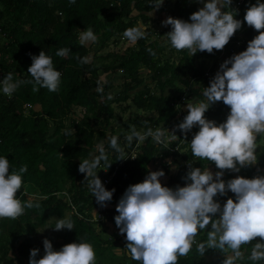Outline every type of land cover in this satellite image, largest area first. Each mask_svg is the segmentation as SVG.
<instances>
[{
    "label": "trees",
    "instance_id": "1",
    "mask_svg": "<svg viewBox=\"0 0 264 264\" xmlns=\"http://www.w3.org/2000/svg\"><path fill=\"white\" fill-rule=\"evenodd\" d=\"M198 1L163 0L161 10H168V17L191 22V14L200 6ZM235 1L232 0L228 7L225 5V11H235L234 18L242 22V27L235 32L226 48L240 42L237 47L239 54L259 35L244 21L247 9L257 4V0H245L233 9ZM159 2L162 0H75V3H70V0H0V29L5 36L0 39L1 80L9 73L13 74L14 81L31 80L27 69L32 64V56H38L42 50L52 58L55 70L61 73L58 92H50L46 88L33 91V84L26 83L9 97L0 85V157L9 160V174L27 166L17 198L22 204L40 205L39 208H25V213L15 220L0 219V264H9L5 261L10 251H14L18 259L24 258L29 247L28 239L35 230L49 218L62 217L65 212L68 213L65 219H70L74 228L71 231L64 229L61 241L51 243L54 251L70 243H90L96 254V264H141L130 258L126 234L104 239L101 229L104 225L117 228L114 217L119 213L116 207L127 188L142 183L150 172H154L150 165L155 160L166 176L162 186L173 190L190 183L185 180L186 164L202 171L207 168L215 173L219 171L214 163L193 156L190 147L193 138L190 136H185L181 145L178 137L170 142V148H164L155 145L150 136H145L143 141L134 137L129 142L122 133L126 131L131 135L133 129L141 135L149 129L153 132L172 131L177 124L178 112L174 102L183 93H187L189 100L202 101L201 89L210 86V80L203 77V72L210 66H206V61L217 58L219 50L214 49L212 54L197 52L194 56L187 50H176L181 55L177 63L162 58V43L170 45L166 34L171 31V26L156 34L152 24L147 25L149 14ZM259 2L264 3V0ZM132 11L134 16H130ZM138 22L144 25L143 38L126 47L122 53L100 52L108 43L114 45L120 38L124 39V31L136 27ZM89 28L98 39L91 45L94 50L91 61L81 63L89 49L79 43V34ZM62 48L70 49L65 57L56 55ZM232 56L227 55L225 61ZM140 69L147 72L144 78L139 75ZM209 69L212 71V65ZM116 73H120L122 78L121 90L111 93L112 89L106 82L100 83L99 75ZM126 101L134 110L145 115L134 116L129 119V124L120 125L117 143L126 154L121 157L111 146V138L105 140L104 136L105 128L115 118L111 104ZM35 106L38 111L33 109ZM77 109L80 110V118L65 124V118L71 117ZM120 110L125 111L124 108ZM229 113L228 106L222 101L216 102L210 121L219 125L226 121ZM100 125L99 130L93 129ZM94 137L102 144L101 151L106 156V160H101L97 167L98 172L105 167L106 175L114 172L106 188L108 191L115 189L113 198L103 208L92 196L86 174L78 171L80 162L90 160ZM174 148L176 150L171 151ZM131 151L134 152L132 160ZM255 155L257 163L254 167L241 168L239 174H244L241 177L252 179L258 174L264 176V141L256 146ZM166 160L180 163L175 173L168 174ZM255 168L261 173H257ZM231 172L224 171L222 179L225 182L232 179ZM229 198L235 201V195L230 191L223 196L218 194L214 200L223 207ZM92 210H96L101 221L92 219ZM209 230L210 225L198 231L191 251L187 256L178 257V264H223L224 255L230 252L208 249L204 256L197 252L198 245L207 241ZM19 238H22L21 241L16 243ZM256 242H260V238L242 246L244 256L236 264H264V260L254 262L249 259ZM113 249L119 250L118 256L111 255ZM43 253L44 247L41 246L36 259H41ZM209 255L216 257L202 263L203 257ZM11 264L21 262L17 260Z\"/></svg>",
    "mask_w": 264,
    "mask_h": 264
},
{
    "label": "clouds",
    "instance_id": "2",
    "mask_svg": "<svg viewBox=\"0 0 264 264\" xmlns=\"http://www.w3.org/2000/svg\"><path fill=\"white\" fill-rule=\"evenodd\" d=\"M162 3L163 0L154 6L155 9ZM231 3L232 0H209L191 14V22L172 17L162 21V26H171V31L166 34L171 47L177 51L187 50L192 56L197 52L212 54L214 49L223 50L242 27V22L234 18L235 11H222ZM244 21L259 35L248 43L245 51L221 64L210 86L204 88L207 103L187 104L188 115L174 129L186 135L198 126L199 131L190 143L191 152L200 160L214 163L219 171L214 177L208 168L202 171L190 167L185 177L190 183L175 190L160 183V178L165 175L163 171L150 172L142 183L127 188L116 207L119 215L114 219L120 233L126 234V248L132 260L141 264H178V257L187 256L191 251L198 231L209 225L207 241L197 247L201 256L208 249L230 252L224 255L223 264H236L244 256L242 246L260 238V242L253 244L249 259L254 262L264 260V176L237 177L227 182L222 179L225 170L239 172L241 168L257 163L256 137L264 134V3L257 0V4L249 7ZM144 35L143 25L128 28L123 33L131 44ZM97 39L90 28L80 31L81 45L95 43ZM69 52L70 49L62 48L56 55L65 57ZM149 52L155 55L151 49ZM88 60L83 58L81 63ZM27 72L31 80L14 81L12 73L4 77L3 93L10 97L26 83L33 84V91L46 88L58 92L61 73L55 70L52 58L43 50L38 56H32ZM220 101L230 108V113L225 122L217 125L206 119L205 113L212 104ZM168 134L170 140L178 138ZM146 135L160 143L165 132L149 129ZM134 137L141 141L145 139V135L133 129L127 139L131 142ZM110 143L122 155L117 138L113 137ZM130 153L134 155L133 151ZM101 160H106V156L101 154L92 160L86 159L80 162L78 171L86 174L91 194L103 208L111 202L115 189L106 190L95 172ZM9 169V160L0 157V219L15 220L25 213V208H39L40 205L22 204L17 198L27 166L11 174ZM106 173L101 178H105ZM228 191L235 195V201L229 198L221 207L214 197L226 195ZM217 215L219 219H214ZM73 228L70 219H59L54 230L71 231ZM43 247L45 254L39 260L36 259L39 250H31L29 264H96V254L90 243H70L54 251L51 242L45 239Z\"/></svg>",
    "mask_w": 264,
    "mask_h": 264
},
{
    "label": "rangeland",
    "instance_id": "3",
    "mask_svg": "<svg viewBox=\"0 0 264 264\" xmlns=\"http://www.w3.org/2000/svg\"><path fill=\"white\" fill-rule=\"evenodd\" d=\"M209 2V0H199L198 3H199V9L200 10L203 6H204V3H207ZM162 5L158 8V9H154L151 13L149 14L150 15V21L149 23H147V25H151V28L153 30L154 33H159L161 32L165 26H162V21H165L168 16H167V11L168 10H161L162 9ZM222 11H225V8L222 9ZM135 15V12L132 11L130 16H134ZM141 22H138L136 24V27H139L141 26ZM143 30H144V25H143ZM80 35V34H79ZM154 37V36H153ZM157 40L161 41L162 39H159V38H156ZM79 41V40H78ZM80 43V41H79ZM116 44L114 45H111L110 43L107 44V46L103 49V50H100V52L102 53H107V52H116V53H122V50H124L126 47L128 46H131V43L126 39H119L118 42H115ZM164 45V50H163V53H162V58L163 59H168L169 61H172L174 63H177L178 61V58L181 57V55H179V53L176 52L175 49H173L171 47V45H166V43H162ZM92 43L89 42L87 44H85L84 46L88 47L89 49V53L87 54L86 58H89L88 62L89 63L91 61V57H92V53L94 52L93 50V47L91 46ZM92 47V48H91ZM232 50L234 51V47L232 48ZM238 52H225V51H222L218 56L217 58L215 59H210L208 61H206V66L208 67L209 65H212V72L214 73H217L219 70H220V66L222 64L223 61H225V58L227 55H237ZM146 71L144 69H140L139 70V75L141 77H145L146 75ZM99 80H100V83L101 84H104L106 82V84L112 89L111 90V93H117L121 90V81H122V78H121V75L120 73H116V74H112L111 76H104V75H99ZM203 92H204V89H201V93H202V96H203V100H196V99H193V100H189L187 99V93H183L182 96L184 95V97L186 98V104H184L181 108L184 109V110H187V104L191 103L193 105H196L200 102H205L207 103V98L203 95ZM171 96V95H170ZM172 97V96H171ZM177 99V98H176ZM215 104H212L209 108V110L205 113V118L210 120V113H212L214 111V107H215ZM112 105V109H113V115L115 118H113L112 121H110V125L105 128V140L109 137V138H113V137H116L117 136L119 137V133L121 132V127L120 125H127L129 124V119L133 118L134 116H137V115H140L141 117H143L145 114L143 113H140V112H137L136 110H134V108L131 106L130 102L126 101V102H123V103H119V104H111ZM124 108L125 111H121L120 109ZM33 109H35V111H38V107L35 106ZM80 110H74L71 117L70 116H67L65 119V124H67L71 119H79L80 118ZM154 113H152L153 115ZM187 115H188V112H187ZM102 127V125L99 126H95L93 129L95 130H99L100 128ZM71 128H69L68 130H70ZM193 130H194V135L199 131V127L198 126H195L193 127ZM169 133L173 134V131H168ZM168 132H165V135L166 137L169 136ZM122 133L124 134L125 137H128L129 136V133L126 132V131H122ZM167 133V134H166ZM169 138V137H168ZM121 141V138L119 139ZM263 141H264V134H260L259 136V142L256 143V146H260L263 144ZM101 147H102V144L98 142V140L94 137V141H93V148H92V152H91V155H90V160L100 156L102 154V151H101ZM121 150H122V155L120 153V156L121 157H124L126 154L125 152L123 151V147H119ZM131 153H130V157H131ZM154 166H156L158 168L157 171H163L161 169V167L159 168V162L158 161H154L153 163ZM180 163L178 162H172L169 163L168 165V170L169 173L168 174H173L175 173L176 169L179 167ZM255 164L251 165V166H248V167H254ZM239 167V165H238ZM98 169H95V172L97 173V176L98 178L101 180L102 184L104 183V178H101L106 172H107V168H100V171L98 172ZM255 170L257 171V173H261V170L255 168ZM211 172L213 173V175H215V172H213L211 170ZM231 175H232V179H235L237 177H241L242 175H244L243 173L242 174H239V172H231ZM256 177H261L259 174L256 176ZM165 179H166V176L164 177H161L160 178V183L163 184L165 182ZM96 210H92L91 212V216H92V219L95 221L96 219V216H97V213H95ZM68 215L67 212L63 213V216L62 217H51L49 218L45 224L42 226V227H39L38 229L35 230V232L33 233V235L28 239V242H29V247L28 249L26 250V254H25V257L24 258H20L18 259L16 257V254L14 251H10L8 253V257L6 258V261L5 263H15L17 260H19L21 262V264H27L28 260L30 259V252L31 250L33 249H38L39 252L38 254L40 253V247L43 246V241L45 239H48L51 243L52 242H60V236L63 234L64 230H61V231H56L54 230L55 226H56V223H57V220L59 219H65L66 216ZM215 219H219V215H217L215 217ZM107 226L104 225V227H102V232L104 233V239H107L108 237H112V238H118L121 233H120V230L117 229L116 227H114V229H110L109 231H107L106 228ZM22 238H19L17 239L16 243H19L21 241ZM111 255L113 256H118L119 255V250L117 249H113L111 250ZM45 253L41 254L42 258L44 256ZM110 255V254H108ZM216 257V255L212 256V255H209V256H205L203 257L202 259V263L204 262H208L212 259H214Z\"/></svg>",
    "mask_w": 264,
    "mask_h": 264
},
{
    "label": "built area",
    "instance_id": "4",
    "mask_svg": "<svg viewBox=\"0 0 264 264\" xmlns=\"http://www.w3.org/2000/svg\"><path fill=\"white\" fill-rule=\"evenodd\" d=\"M244 1H245V0H236V1L234 2V4L232 5L233 9H236L237 7H239L240 5H242V3H243ZM238 20H239V19H238ZM239 21H240V20H239ZM4 37H5V36H4V33H3V32L1 31V29H0V39H3ZM239 44H240V42H235L234 45H232V46L229 47V48H226V46H225L223 50H219L218 55H219L222 51H225V52H237V47H238ZM233 47H234V51L232 50ZM215 75H216V73L210 71L209 68L205 69V71L203 72V77L209 79L210 81L215 77ZM0 85H2V80H1V70H0ZM178 99H179V100L175 101V102H174V105H173L175 108L178 109V112H177V114H176V121H177V124L173 127L172 131H173V134H175L177 137L180 138L179 145H181V144H183V142H184V141H183V138H185V136H190L191 138H193V136H194V131H193V129H192V130H191L189 133H187L186 135H185L184 133L180 132L179 130H175V131H174V129H176V126H177L179 123L183 122L184 117L187 115V110H184V109L181 108V107H182L184 104H186V102H187L186 99H185V97H184V96H180ZM145 136H147V135L145 134ZM150 137H151V136H150ZM151 139L153 140V142H154L155 145H157V146H161V147H164V148H170V146H169L170 142L175 141V140H170V138H168V136L166 137V135H164V137H162V142H160V143L155 142L154 139H153L152 137H151ZM173 150H176V148L171 149V151H173ZM133 156H134V155L132 154L131 157H130L131 160L133 159ZM185 167H186V172H188V171H189V168H190V165L186 164ZM115 169H116V167H114V170H115ZM113 173H114V172L112 171L109 175H106V177L104 178V183H103V185H104L105 188L108 186L109 181H110V178L113 176ZM103 176H105V174H104Z\"/></svg>",
    "mask_w": 264,
    "mask_h": 264
},
{
    "label": "crops",
    "instance_id": "5",
    "mask_svg": "<svg viewBox=\"0 0 264 264\" xmlns=\"http://www.w3.org/2000/svg\"><path fill=\"white\" fill-rule=\"evenodd\" d=\"M166 162H167V165H169V162H171V160H166ZM150 168H151V170H153L154 172H156L157 170H158V168L156 167V166H154V165H150ZM160 168V167H159ZM165 177V176H164ZM105 226H107V225H105ZM104 227V226H103ZM107 229V231H109L110 229L112 230L113 228L112 227H106ZM110 230V231H111Z\"/></svg>",
    "mask_w": 264,
    "mask_h": 264
}]
</instances>
